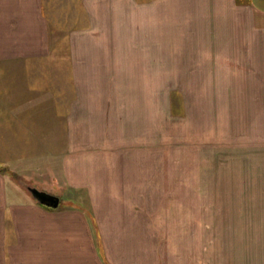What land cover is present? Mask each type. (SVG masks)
<instances>
[{"label":"crops","instance_id":"obj_1","mask_svg":"<svg viewBox=\"0 0 264 264\" xmlns=\"http://www.w3.org/2000/svg\"><path fill=\"white\" fill-rule=\"evenodd\" d=\"M123 1L125 16L133 14L123 27L155 29V38L143 35L136 51L131 53L129 47V54H120V49L110 53V44H133L129 37L116 41L100 36L105 34L103 27L116 28L119 1L109 6L108 16L104 9L103 17L99 11L91 18L90 8L81 10L79 0H64V6L83 23L92 24L95 34L71 37L76 52L85 54L72 52L71 69L52 58L49 32L54 27L49 14L54 3L0 0V264H163L158 259L159 246L150 243L156 233L149 229L141 209L142 182L109 180L102 171L115 168L104 150L109 146V131L101 136L84 133L89 119L85 111L90 106L83 102L82 77L91 76L96 64L101 67L96 74L105 75L110 66L113 74L109 75L116 78L117 70L125 86L134 84L141 91L145 78L155 77L161 83L165 75H171L178 78L175 93L215 94L213 104L203 105L218 115L215 133L225 165L221 172L234 174L231 180L236 185L231 188L252 194L248 197L255 204V237L262 239L255 252L263 254L257 263L264 264V0H133L132 5ZM93 7V12L100 9ZM58 37L55 42L64 39ZM105 45L108 51L99 54ZM125 60H141L145 65L150 61L152 67L131 68ZM43 71L49 74V88L35 81L37 72ZM66 76L74 77L71 84ZM37 94L47 104H36ZM139 106L135 104L129 125L146 118L138 112ZM36 108L43 114L38 119ZM109 118L105 125L110 124ZM93 136H103L104 144L95 147L96 140L85 141ZM128 140L134 139L130 135ZM11 144L18 148L12 157L7 150ZM37 147L45 152L37 153ZM94 160L102 169H95ZM18 173L34 180L37 175L36 181L54 176L62 189L65 186L83 202L48 207L26 194L12 177ZM132 205L139 207L133 211ZM243 262L255 264V260Z\"/></svg>","mask_w":264,"mask_h":264},{"label":"rangeland","instance_id":"obj_2","mask_svg":"<svg viewBox=\"0 0 264 264\" xmlns=\"http://www.w3.org/2000/svg\"><path fill=\"white\" fill-rule=\"evenodd\" d=\"M114 1L79 0L78 6L81 10L85 7L90 8L91 18L98 16L99 11L101 14L99 17H103L105 13L107 16L110 14L108 10L115 5ZM118 1L120 12L114 13L116 28L103 27L101 31L105 34L100 36L113 37L116 41L125 37L131 38L132 45L121 47L119 43L118 46L112 47L111 44L109 46L110 53L116 51L119 53L120 49V54H129V47H132L131 53L136 51L135 48L138 47L136 43L139 42L140 37L143 35H147V38L154 37L156 32L155 29L141 30L138 28L140 25L132 26L138 29L132 27L127 29L126 26L124 28L123 24L126 25L124 21L128 20V15L131 19L133 14L128 13L125 16L122 6L124 1ZM47 2L51 5L54 3L53 12L49 14L53 21L51 26L54 27L49 32L52 58L55 63L61 62L64 67L73 69L72 54L77 52L75 46H72L71 37L94 36L92 31L94 29L90 27L92 24L83 23L70 7L64 6V0H47ZM127 2L129 5L134 3L133 0ZM95 5L100 9L93 12ZM72 6L75 7L73 4ZM104 9H107L105 13ZM59 35L64 39L55 42ZM104 47L105 50H99V54H106L108 46ZM77 54L83 55L84 52L80 51ZM125 61L131 68L139 70L152 67L150 61L146 63L147 65L141 60ZM44 65L46 67L47 62ZM99 68L101 69L100 65L96 64L91 68V76L84 74L82 77L83 102L90 106L88 111H85L89 119L88 124L84 126V133H98L101 136L104 130L109 131L107 136L109 146L104 145L106 147L104 150L107 154L109 152L110 156H107L110 157L115 168L111 166L108 170H102L107 173L109 180L113 182L116 180L117 183L127 181L128 184L142 182L141 209L147 216L149 229L156 233V239H150V243L159 246L161 251L158 259L164 260L163 264H221L222 261L228 264H246L243 261L247 260H255V264H260L257 261L262 260L263 254L255 252V248H258L255 246L262 244V239L258 240L255 237V228H258L255 225L257 222L255 204H251V199L248 197L250 191H246L244 195V190L231 188L236 184L231 180L232 174L228 173L229 171L221 172V169H225V165L221 164L219 134L215 133L219 130L216 125L219 119L215 120V116L218 115L215 114V109L209 112L210 107L206 108L203 105L213 104L215 94L210 96L202 92L175 93L173 89L177 86L175 83L178 82V78L171 75H165L161 83L157 82L155 77L145 78L144 89L141 91L134 84L125 86L124 78L118 75L117 70L116 78L109 75V72L113 74L112 67L108 66L103 76L96 74L95 70L98 71ZM99 72L101 73L100 70ZM65 78L68 84L74 79L73 76ZM35 81L38 85L49 88L48 72L43 71L40 75L37 72ZM69 92L71 93L70 88L68 94ZM36 104H47V101H44L42 95L37 94ZM135 104L138 106L142 104V111L139 106L138 112H142L146 118L142 119L141 124L129 125L130 123L127 122H132L131 116L135 113ZM188 104H191V110L188 109ZM34 113L37 119L43 115L38 108ZM198 114L201 117L196 119L197 123H193ZM108 118L110 124L105 125L104 120ZM206 120L209 121L205 124ZM130 135L134 140H128ZM98 139L93 136L85 141L90 143L96 140L95 147H100L103 136ZM17 143L19 144V141ZM43 144H46V141H43ZM51 144L54 145L55 142ZM7 150L11 152L12 157V153L18 151L17 144L13 147L11 144ZM36 152L45 151L37 147ZM44 161L47 162V158ZM109 164L111 165L110 162ZM93 165L97 171L102 169L98 160H94ZM2 166L8 167L11 164H2ZM36 166L39 167L38 161ZM206 168H208L207 173H205ZM22 176L23 179L19 178ZM36 176L35 180L31 177L26 178L24 174H16L12 177L20 181L22 189L30 196L32 193L27 185L32 184L41 190L60 196V206L66 203L71 205L76 200L83 202L79 197L75 198L65 186L62 189L61 183L56 181L54 176L50 178L47 176L46 180L41 177L39 181H36ZM249 195L252 196L250 193ZM243 201H248V204L245 205ZM118 207L124 206L117 205ZM138 207L131 206L133 211Z\"/></svg>","mask_w":264,"mask_h":264},{"label":"water","instance_id":"obj_3","mask_svg":"<svg viewBox=\"0 0 264 264\" xmlns=\"http://www.w3.org/2000/svg\"><path fill=\"white\" fill-rule=\"evenodd\" d=\"M32 196L40 203L56 208L60 204V197L58 195L48 193L47 191L41 190L35 186H28Z\"/></svg>","mask_w":264,"mask_h":264}]
</instances>
